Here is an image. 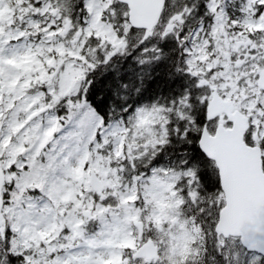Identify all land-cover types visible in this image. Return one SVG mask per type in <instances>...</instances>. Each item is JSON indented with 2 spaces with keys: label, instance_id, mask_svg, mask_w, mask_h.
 <instances>
[{
  "label": "snow or ice",
  "instance_id": "6c2138e0",
  "mask_svg": "<svg viewBox=\"0 0 264 264\" xmlns=\"http://www.w3.org/2000/svg\"><path fill=\"white\" fill-rule=\"evenodd\" d=\"M5 9L0 264H264V0Z\"/></svg>",
  "mask_w": 264,
  "mask_h": 264
},
{
  "label": "rangeland",
  "instance_id": "374dc122",
  "mask_svg": "<svg viewBox=\"0 0 264 264\" xmlns=\"http://www.w3.org/2000/svg\"><path fill=\"white\" fill-rule=\"evenodd\" d=\"M9 16L8 11L5 10H0V20L6 19ZM256 28H260V27H264V25H257L255 26ZM249 30H254L252 28H250ZM110 264H118L117 261H111Z\"/></svg>",
  "mask_w": 264,
  "mask_h": 264
}]
</instances>
